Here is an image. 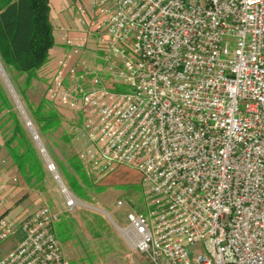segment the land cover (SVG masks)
<instances>
[{
  "label": "built area",
  "instance_id": "built-area-1",
  "mask_svg": "<svg viewBox=\"0 0 264 264\" xmlns=\"http://www.w3.org/2000/svg\"><path fill=\"white\" fill-rule=\"evenodd\" d=\"M75 23L48 99L77 116L86 172L140 175L122 238L149 264H264V0H92ZM56 221L0 215V243L22 232L0 264H69Z\"/></svg>",
  "mask_w": 264,
  "mask_h": 264
},
{
  "label": "rangeland",
  "instance_id": "rangeland-1",
  "mask_svg": "<svg viewBox=\"0 0 264 264\" xmlns=\"http://www.w3.org/2000/svg\"><path fill=\"white\" fill-rule=\"evenodd\" d=\"M91 2L92 0H50L53 46L48 52L46 64L39 70V73L43 72L48 76L39 75L27 85L24 75L9 73L0 63V81L11 106L0 111V202L9 200L4 195L6 177L2 168L13 163L9 149H19L18 138L13 137L15 123L12 113L20 120L27 141L41 159L46 173L41 183L31 186L30 197L22 203L21 197H16L15 204L13 200L11 206L3 204L0 215L9 221H18L26 210L48 206L57 214V221L53 225L54 234L61 245L62 255L69 264H149L146 257L134 250L120 234V230L127 225L126 215L130 209L142 211L144 207V187L138 172L128 166L114 165L116 180L108 182L102 179L106 175L101 177L89 174L83 166L76 170L74 165L78 164V154L84 148L77 116L61 109L62 123L46 134L33 118L36 109L41 106L45 108L43 102L48 99L47 88L54 70L68 53L74 54V50L65 45V38L66 35H81L75 23L77 12L83 7L90 10ZM83 51L89 54L88 48H83ZM79 57L88 58V55ZM74 60L75 57L72 61ZM48 160L54 164L61 183L73 195L74 205H67L61 184L55 179V174L46 168ZM20 181H13V184L20 186ZM36 200L38 204L34 205ZM118 201H123L124 205L118 207ZM16 228L14 236L0 243V258L10 253L21 239L19 224Z\"/></svg>",
  "mask_w": 264,
  "mask_h": 264
},
{
  "label": "trees",
  "instance_id": "trees-1",
  "mask_svg": "<svg viewBox=\"0 0 264 264\" xmlns=\"http://www.w3.org/2000/svg\"><path fill=\"white\" fill-rule=\"evenodd\" d=\"M49 12L50 0H0V63L7 72L24 75L27 85L39 75L48 76L39 73V70L46 64L48 52L53 46ZM43 104L45 108L36 109L33 118L46 134L62 123V110L48 99ZM4 107L11 108L0 81V111ZM11 116L15 123L13 137L19 142V149H9L13 164L22 181L32 186L39 184L46 175L43 163L27 141L17 115L12 113ZM77 163L74 167L79 170L82 165L80 161Z\"/></svg>",
  "mask_w": 264,
  "mask_h": 264
},
{
  "label": "crops",
  "instance_id": "crops-1",
  "mask_svg": "<svg viewBox=\"0 0 264 264\" xmlns=\"http://www.w3.org/2000/svg\"><path fill=\"white\" fill-rule=\"evenodd\" d=\"M77 35V34H76ZM76 35H73V36H76ZM5 164H6V161H4ZM9 164V163H8ZM9 166V167H8ZM7 167L5 166V168H2L3 172H4V177H6V184L4 186V190H5V197L9 200H5L6 202H4V204L6 203L7 204H10L9 206H11V203L13 202L14 200V204L16 202V197H21V201L20 203L24 202L28 197H30L31 193H30V188L32 185H28L26 184L24 181H22V178L20 176H18L17 174V167L11 163V165H8ZM84 168V167H83ZM85 169V168H84ZM86 170V169H85ZM116 172L113 171L112 173L110 174H107L106 177H102L103 180H107L108 182H112L114 180H116V176H114ZM139 178V177H138ZM14 179H16V181H19L21 180L20 182V186H17L16 184H13L14 182ZM101 179V180H102ZM33 187V186H32ZM73 196V195H72ZM38 200H36L33 204L36 205L38 204L37 203ZM1 203V202H0ZM1 205H0V209H1ZM42 206H39L38 208H34L32 210H26V212L23 214H28V213H32V212H35L37 211L39 208H41ZM53 212V211H52ZM54 215L57 216L56 213L53 212ZM22 215V216H23Z\"/></svg>",
  "mask_w": 264,
  "mask_h": 264
},
{
  "label": "bare ground",
  "instance_id": "bare-ground-1",
  "mask_svg": "<svg viewBox=\"0 0 264 264\" xmlns=\"http://www.w3.org/2000/svg\"><path fill=\"white\" fill-rule=\"evenodd\" d=\"M61 190L66 195V197H69V199L72 200L70 197V194L68 193V191L66 190V187L64 185H62Z\"/></svg>",
  "mask_w": 264,
  "mask_h": 264
},
{
  "label": "water",
  "instance_id": "water-1",
  "mask_svg": "<svg viewBox=\"0 0 264 264\" xmlns=\"http://www.w3.org/2000/svg\"><path fill=\"white\" fill-rule=\"evenodd\" d=\"M29 126H30V124H28ZM32 133H33V135H35V133H34V131L32 130ZM35 139H37L36 137H35ZM40 145V144H39ZM41 151L42 152H44V149L43 148H41ZM60 183V182H59Z\"/></svg>",
  "mask_w": 264,
  "mask_h": 264
}]
</instances>
